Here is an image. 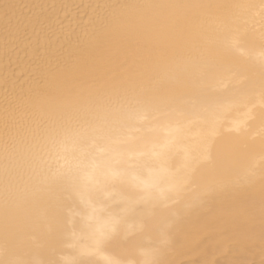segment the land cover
<instances>
[{
	"label": "bare ground",
	"instance_id": "obj_1",
	"mask_svg": "<svg viewBox=\"0 0 264 264\" xmlns=\"http://www.w3.org/2000/svg\"><path fill=\"white\" fill-rule=\"evenodd\" d=\"M264 0H0V264H264Z\"/></svg>",
	"mask_w": 264,
	"mask_h": 264
},
{
	"label": "rangeland",
	"instance_id": "obj_2",
	"mask_svg": "<svg viewBox=\"0 0 264 264\" xmlns=\"http://www.w3.org/2000/svg\"><path fill=\"white\" fill-rule=\"evenodd\" d=\"M261 262H264V259H262ZM253 264H255V263H253Z\"/></svg>",
	"mask_w": 264,
	"mask_h": 264
}]
</instances>
